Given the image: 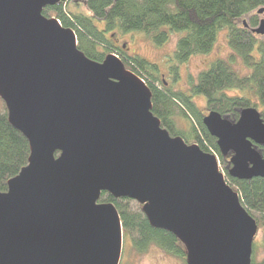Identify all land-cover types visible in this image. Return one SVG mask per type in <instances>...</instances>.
I'll return each mask as SVG.
<instances>
[{"label": "water", "instance_id": "water-1", "mask_svg": "<svg viewBox=\"0 0 264 264\" xmlns=\"http://www.w3.org/2000/svg\"><path fill=\"white\" fill-rule=\"evenodd\" d=\"M59 1L0 0V98L30 145L0 192V264H119L120 216L98 202L104 192L143 205L184 244L186 264H251L257 224L216 156L161 128L149 88L117 57L92 61L43 17ZM252 33L264 36V19ZM238 114L208 111L202 123L230 177L263 178L264 122L254 107Z\"/></svg>", "mask_w": 264, "mask_h": 264}, {"label": "trees", "instance_id": "trees-1", "mask_svg": "<svg viewBox=\"0 0 264 264\" xmlns=\"http://www.w3.org/2000/svg\"><path fill=\"white\" fill-rule=\"evenodd\" d=\"M68 3H76L83 11L70 10ZM261 8L264 0H60L42 11L43 17L56 18L61 26L74 32L77 47L85 57L102 63L112 54L125 70L143 80L151 93L152 114L171 137H180L186 144L196 145L219 159L225 181L257 224L251 264H264V177L239 180L228 175L230 158L219 153L216 139L203 125L204 114L194 99L203 97L207 112L216 111L231 120L239 118V110L254 107L264 122V36L252 33L264 16L257 13ZM133 31L146 33V39L159 47L169 41L172 33L185 32L173 50L172 65L167 72L170 81L158 75V65L143 56L129 55L118 45L119 36ZM225 31L231 54L212 61L195 81H189L190 87L185 91L175 88L180 67L194 55L210 53L219 33ZM259 36L263 39H258ZM255 50L257 54L253 55ZM237 57L249 71L247 75L233 69ZM177 120L183 122L181 127ZM260 150L264 156V148ZM29 153L30 145L9 124L6 103L0 98V192H7L8 181L27 166ZM100 195L99 203L114 205L124 242L137 256L156 246L186 263L184 244L173 234L150 225L143 205L127 197L114 198L107 192ZM259 247L263 257L257 260Z\"/></svg>", "mask_w": 264, "mask_h": 264}, {"label": "rangeland", "instance_id": "rangeland-1", "mask_svg": "<svg viewBox=\"0 0 264 264\" xmlns=\"http://www.w3.org/2000/svg\"><path fill=\"white\" fill-rule=\"evenodd\" d=\"M68 8L70 10H75V8L83 11L81 6H78L76 3H68ZM264 19V16H262ZM97 25L102 26L100 23ZM185 32H174L169 38V41L163 44L161 47L155 46L146 39V33L144 32H129L128 35L119 36L118 45H122L126 49V52L130 54H136L143 56L149 62L158 65L160 68L159 74L162 76V79L170 81L168 70L172 65L173 59V50L176 46V42L179 38L183 37ZM260 40L263 37L259 36ZM232 51H230L227 40H226V31L220 32L217 36L216 42L211 49L210 53L205 55H194L189 60H187L184 65L179 69L180 78L179 81L175 84V88L185 91L190 87L189 81H195L198 73L205 71L209 68L212 61L216 58L226 59ZM257 54L255 50L253 55ZM233 69L236 72H239L241 75H247L249 71L242 65V62L237 57L235 58V63L233 64ZM235 94V93H231ZM194 102L199 106L201 112L206 115L207 110L204 105L205 99L201 96H196ZM177 125L181 127L183 122L177 120ZM218 159V158H217ZM219 161V159H218ZM122 253L121 261L119 264H186L183 259H179L174 256H170L164 253L161 249L156 246H151L150 249L139 256L131 249L129 244H126L123 240L122 243ZM263 257V252L259 247L256 250L255 259L260 260Z\"/></svg>", "mask_w": 264, "mask_h": 264}, {"label": "flooded vegetation", "instance_id": "flooded-vegetation-1", "mask_svg": "<svg viewBox=\"0 0 264 264\" xmlns=\"http://www.w3.org/2000/svg\"><path fill=\"white\" fill-rule=\"evenodd\" d=\"M262 19V18H261Z\"/></svg>", "mask_w": 264, "mask_h": 264}]
</instances>
